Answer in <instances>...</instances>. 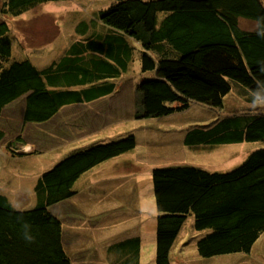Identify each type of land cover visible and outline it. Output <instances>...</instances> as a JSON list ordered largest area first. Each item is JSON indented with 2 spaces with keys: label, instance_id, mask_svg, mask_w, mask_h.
I'll return each mask as SVG.
<instances>
[{
  "label": "trees",
  "instance_id": "obj_1",
  "mask_svg": "<svg viewBox=\"0 0 264 264\" xmlns=\"http://www.w3.org/2000/svg\"><path fill=\"white\" fill-rule=\"evenodd\" d=\"M59 1L67 0L2 1L0 120L16 102L25 124L49 121L69 104L110 96L135 50L141 71L153 74L137 84V118L171 114L192 102L222 108L231 88L248 102L256 101L238 76L243 69L264 67V0H113L97 12L75 10L67 19L78 37L58 59L39 68L22 56L9 17ZM242 19L255 27L243 28ZM230 114L194 127L183 144L200 148L264 141V110ZM4 135L0 128V141ZM4 145L12 155L26 154L11 152L9 141ZM135 145V136L128 134L69 152L37 178L31 208H15L0 192V264H71L56 204L76 193L74 182L84 172ZM151 178L155 264H171V248L187 216L193 217V229L204 231L195 243L201 257L249 253L264 232V147L225 172L169 165L154 168ZM109 246L112 264H140V237Z\"/></svg>",
  "mask_w": 264,
  "mask_h": 264
},
{
  "label": "rangeland",
  "instance_id": "obj_2",
  "mask_svg": "<svg viewBox=\"0 0 264 264\" xmlns=\"http://www.w3.org/2000/svg\"><path fill=\"white\" fill-rule=\"evenodd\" d=\"M89 1V9L100 6L101 0ZM76 2L73 0L71 6L76 7ZM44 6H31L19 16L9 17L14 40L23 47L22 56L38 62L58 59L74 35L72 23L68 19L64 23V12L55 8L59 4ZM241 26L252 29L255 24L242 19ZM139 56L140 51L135 50L128 70L116 81L115 93L105 99L63 106L49 121L25 124L21 120V105L16 102L5 109L0 120L5 133L0 141V192L7 194L18 209L35 206L33 187L37 178L69 152L128 134L135 136L133 149L84 172L74 182L76 193L56 204L55 214L61 220L71 264H112L115 259L108 253L109 245L136 236L140 237L139 263L155 264L157 211L152 170L192 165L225 172L241 164L252 150L264 147V141L208 144L200 148L183 144L188 131L213 125L230 116L231 111H263L264 75L260 72L264 67L255 71L243 69L238 76L247 81L248 90L256 98L254 102H248L231 88L224 96L222 108L192 102L188 108L171 114L137 118V84L143 77L153 75L141 71ZM8 141L11 152L26 154L9 153L4 145ZM192 224L193 217L187 216L171 248V264L264 263V232L249 253L206 258L198 255L195 245L204 231H196Z\"/></svg>",
  "mask_w": 264,
  "mask_h": 264
},
{
  "label": "crops",
  "instance_id": "obj_3",
  "mask_svg": "<svg viewBox=\"0 0 264 264\" xmlns=\"http://www.w3.org/2000/svg\"><path fill=\"white\" fill-rule=\"evenodd\" d=\"M113 1V0H112ZM111 0H101L100 1V6H98V7H96V8H94V7H92L93 9H89L88 7H89V4H90V1L89 0H78V2H76V7L75 6H71V4L73 3V0H67V1H59V2H46V3H43V4H41V6H43V7H46V6H44V5H47L48 3H51V4H53V3H55V4H59L60 6H58V7H55V8H58V10H61L62 12H64V13H61L62 14V17L64 18L63 19V22L65 23V21L67 20V17H68V14H69V12H72V11H75V10H77V11H89V12H97L99 9H101V8H105V7H107L111 2H112ZM40 6V5H39ZM67 7H69V8H67ZM75 7V8H74ZM84 9H86V10H84ZM66 11V12H65ZM59 12V11H58ZM45 15H47V14H45ZM73 30H74V28H73ZM102 35L104 34L103 32L101 33ZM76 37H78V36H76L75 34L72 36V39H71V41L62 49V51H61V54H62V52L65 50V48L74 40V38H76ZM61 56V55H60ZM59 56V57H60ZM56 58V57H55ZM55 58H52L51 59V61H48V60H46L45 62H43L42 60H39V59H37V60H39L40 62H38V61H36V60H32V62L37 66V67H39V68H43V67H46L47 65H49L51 62H53L54 60H55ZM48 61V62H47ZM112 95V94H111ZM107 97V96H106ZM106 97H101V98H98V99H95V100H93V101H89V102H86V103H73V104H69L68 106H70V105H87V103L88 104H90V103H94V102H96V101H98V100H101V99H105ZM67 106V105H66ZM62 109V108H61ZM60 109V110H61ZM60 112V111H59Z\"/></svg>",
  "mask_w": 264,
  "mask_h": 264
}]
</instances>
